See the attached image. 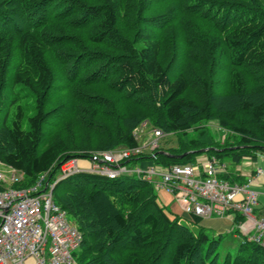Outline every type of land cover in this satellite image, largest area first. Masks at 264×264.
Wrapping results in <instances>:
<instances>
[{"label": "trees", "instance_id": "obj_1", "mask_svg": "<svg viewBox=\"0 0 264 264\" xmlns=\"http://www.w3.org/2000/svg\"><path fill=\"white\" fill-rule=\"evenodd\" d=\"M4 109L13 120L0 126V162L24 172L19 187L49 170L55 179L72 158L138 146L144 121L166 135L198 133L128 164L196 163L204 148L221 161L255 160L264 155V0H0ZM211 120L232 138L217 140ZM54 199L82 234L75 264H264L248 237L221 259L223 233L194 217L196 233L135 174H74Z\"/></svg>", "mask_w": 264, "mask_h": 264}, {"label": "built area", "instance_id": "obj_2", "mask_svg": "<svg viewBox=\"0 0 264 264\" xmlns=\"http://www.w3.org/2000/svg\"><path fill=\"white\" fill-rule=\"evenodd\" d=\"M164 135L162 129L144 121L134 131L138 146L93 153L88 168L79 163L80 158H72L63 163L55 179L49 170L24 187H19L25 182L24 172L0 162L4 167L0 169V264L76 263L74 253L81 245L82 234L55 202L54 190L60 180L81 172L111 178L135 174L156 190L173 195L185 212L196 217H222L238 211L254 227L251 240L264 248V218L254 216L258 193L249 187L251 182L239 184L223 177L227 165L216 156L168 168H142L126 162L159 149ZM263 173L258 169L259 176Z\"/></svg>", "mask_w": 264, "mask_h": 264}, {"label": "rangeland", "instance_id": "obj_3", "mask_svg": "<svg viewBox=\"0 0 264 264\" xmlns=\"http://www.w3.org/2000/svg\"><path fill=\"white\" fill-rule=\"evenodd\" d=\"M11 74H12V71L11 73L9 74V77H11ZM222 78L224 79V75H222ZM22 102L24 104V106L26 107L25 109V113H26V120H25V123H27L28 121V118L30 116H32L35 112L34 110V100L32 97L30 96H26L25 98L22 99ZM12 109V105L11 107L9 108V111ZM7 111L4 109L1 114H0V126L2 125V123L8 118V122L9 123H12V120H13V113L9 112L10 115L8 117ZM206 126L209 127V129H211L212 133L215 135V137L217 138V140H221L222 142L225 140H228V139H231L232 136L230 135H233V134H228L229 133L227 130H223L220 128L219 124L217 121H209V122H206ZM49 129H50V126H46L45 128V137L48 135L49 133ZM197 133L198 131H194V130H191L189 131L186 135L184 134H177V133H171V134H168L166 135L165 137L162 138V141H161V144H162V147H165V148H175V147H178L179 143H180V139H191V138H194L197 136ZM44 147V142L42 143L41 145V148L42 149ZM203 156H208L206 153L204 154L203 153ZM261 156V154L259 155ZM225 162V164H227V167L229 169H231L234 165V163H232L229 159H225L223 160ZM80 163V162H79ZM3 166L0 165V169L3 170ZM134 178H130V180H133ZM129 180V181H130ZM137 180V179H135ZM16 187H18V185H16ZM158 197L160 199V203L161 205L164 206V208L172 213V214H175L177 216L180 217L181 219V222H183L184 224L186 225H190V227L193 228V230L198 233L199 231V227L195 226L192 224V221L194 220V217L185 212L181 207L180 205L178 204V202L176 201V199L174 198V196L166 193L165 191H161L158 193ZM220 217V216H219ZM70 220L73 222V220L70 218ZM210 233L214 234L213 231L209 230ZM225 235V238L223 239L221 245H220V255H221V259H224V257L226 256V254L230 253V254H234L239 246H240V243L244 240V236H241V234H239L238 236H236V234L234 233H231V232H225L224 233Z\"/></svg>", "mask_w": 264, "mask_h": 264}, {"label": "crops", "instance_id": "obj_4", "mask_svg": "<svg viewBox=\"0 0 264 264\" xmlns=\"http://www.w3.org/2000/svg\"><path fill=\"white\" fill-rule=\"evenodd\" d=\"M80 164L84 167H91V162L88 160H80ZM262 168L264 171V155L258 156L257 159H245L239 164H234L230 169L233 175L240 177V183H248L252 181L249 186L258 193V204L254 211L256 218H264V173L259 176L258 169ZM239 182V181H238ZM238 212H232L223 217H211L203 219L201 225L214 232V234H224L231 232L238 236H249L255 232L249 220L243 217V220L237 223ZM238 230L239 232H236Z\"/></svg>", "mask_w": 264, "mask_h": 264}, {"label": "water", "instance_id": "obj_5", "mask_svg": "<svg viewBox=\"0 0 264 264\" xmlns=\"http://www.w3.org/2000/svg\"><path fill=\"white\" fill-rule=\"evenodd\" d=\"M233 148H236V147H233ZM208 150H210V148H204V149H201V150H199V152L200 153H205V152H207ZM192 152H194V151H192ZM159 153H161V154H168V152H166V151H159ZM184 154H186V153H184ZM184 154H181V155H172V154H168L169 156H175V157H183L184 156Z\"/></svg>", "mask_w": 264, "mask_h": 264}]
</instances>
